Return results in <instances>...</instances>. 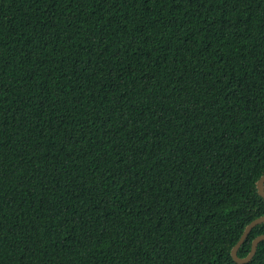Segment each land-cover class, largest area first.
Returning <instances> with one entry per match:
<instances>
[{
  "label": "trees",
  "instance_id": "1",
  "mask_svg": "<svg viewBox=\"0 0 264 264\" xmlns=\"http://www.w3.org/2000/svg\"><path fill=\"white\" fill-rule=\"evenodd\" d=\"M263 175L264 0H0V264H236Z\"/></svg>",
  "mask_w": 264,
  "mask_h": 264
},
{
  "label": "water",
  "instance_id": "2",
  "mask_svg": "<svg viewBox=\"0 0 264 264\" xmlns=\"http://www.w3.org/2000/svg\"><path fill=\"white\" fill-rule=\"evenodd\" d=\"M257 187V192L259 194V196H261L264 199V175L257 181L256 184ZM264 223V214L253 220L252 222H250L246 228L244 229L242 235L240 236L238 242L234 245V247L231 250V257L232 260L236 263V264H246L248 263L255 255V251L257 248V245L259 244V242L264 241V235H260L258 237H256L252 243H251V248H250V252L248 253V255L244 258H239L237 255L238 249L240 248V246L242 245V243L244 242V240L247 238V236L249 235V233L251 232V230L258 224Z\"/></svg>",
  "mask_w": 264,
  "mask_h": 264
}]
</instances>
